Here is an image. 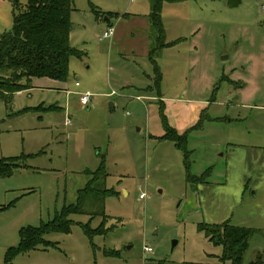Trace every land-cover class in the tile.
<instances>
[{"label": "rangeland", "instance_id": "374dc122", "mask_svg": "<svg viewBox=\"0 0 264 264\" xmlns=\"http://www.w3.org/2000/svg\"><path fill=\"white\" fill-rule=\"evenodd\" d=\"M227 1L163 3V41L171 45L153 58L156 88L150 0H73L69 42L81 56L70 58L67 79L0 95V159L28 155L25 168L0 177V207L14 202L0 211V264L20 229L76 202L84 172L101 161L106 188L117 192L101 204L106 233L84 232L98 209L87 201L70 216L69 232L44 236L54 246L39 244L12 264H230L203 228L225 221L253 230L241 264H264V0ZM102 12L119 17L109 25ZM11 27V0H0V33ZM110 27L113 35L99 40ZM84 92L91 98L83 106ZM204 101L185 159L162 139V118L189 127Z\"/></svg>", "mask_w": 264, "mask_h": 264}, {"label": "trees", "instance_id": "16d2710c", "mask_svg": "<svg viewBox=\"0 0 264 264\" xmlns=\"http://www.w3.org/2000/svg\"><path fill=\"white\" fill-rule=\"evenodd\" d=\"M184 0H150L151 9L148 21L151 29L155 32V41L148 52V58L155 65L157 73L154 80L156 88L161 79V74L153 58L156 52L171 43H164L163 29L161 24V9L164 2H177ZM12 3V27L8 31L0 33V95L10 99L12 94L31 88V78H48L56 81H65L68 77V66L71 57H80L81 53L72 47L69 42L71 31L70 15L73 10V0H27L22 6L18 0H11ZM102 19L105 17L110 21L118 14L102 12L99 14ZM128 17L127 13L121 15ZM158 91V89H156ZM47 110H52L48 106ZM200 121V120H199ZM199 121L189 130L179 134L168 124L165 116L162 118L164 134L162 139L171 140L179 148L187 159L186 138L187 132L199 124ZM28 155L20 157L0 159V177H8L19 168H25L23 160ZM188 165V164H187ZM87 176L86 184L77 190L76 202L63 204L53 217L47 222L40 223L37 227H25L19 230V242L14 248H9L4 256L3 264H12L15 255L34 249L39 244L45 247L54 246L44 239V236L53 233H67L73 221L71 215L82 214L84 205L89 201L96 211L90 212L89 221L82 226L84 232L92 235L106 233L104 223L108 218L103 211L104 199L116 195L114 190L107 189L105 180L107 177L104 162L95 171H85ZM190 182L204 183L205 176L200 177L188 175ZM14 202L1 206L0 211L12 207ZM101 216L100 224L90 228L92 218ZM202 226L200 227V229ZM203 228L210 240L222 245L220 261H230V264H241L243 254L248 247V239L253 230L230 224L228 221L220 224H205ZM106 255L116 256L115 251L105 252ZM249 264H262L260 260H254Z\"/></svg>", "mask_w": 264, "mask_h": 264}, {"label": "crops", "instance_id": "0c3cea01", "mask_svg": "<svg viewBox=\"0 0 264 264\" xmlns=\"http://www.w3.org/2000/svg\"><path fill=\"white\" fill-rule=\"evenodd\" d=\"M124 14V13H123ZM119 17V16H118ZM122 17V16H121ZM130 15H128V17L126 18H129ZM148 17V16H147ZM122 18H125V17H122ZM104 21L108 22V24L110 25V22L109 20L105 17L103 19ZM149 22V21H148ZM148 54V53H147ZM148 57V55H147ZM59 81H56V80H52V79H48V78H31V84H32V87L33 88H38V86H45L46 84H51V83H57ZM76 86V85H75ZM30 89H27V90H23V91H28ZM21 92V91H20ZM137 99H141L139 96L137 97ZM170 100V101H176L177 103H181L183 104L184 103V99H181V98H176V99H168L167 98V101ZM205 101L204 102H199V103H195V105H198V108L196 109V114L192 117L193 120L195 121V123H193L192 125H190L189 127H181L179 130L178 129H175L179 134H182L184 133L185 131L189 130L192 126H194L200 119V116L202 114V111L204 110V107L202 108V106H205ZM199 113V114H198ZM199 115V117H198ZM193 121V122H194ZM170 126H173V125H170ZM174 127V126H173ZM206 183V182H205ZM261 255H258L257 258H259Z\"/></svg>", "mask_w": 264, "mask_h": 264}, {"label": "built area", "instance_id": "2783aa9c", "mask_svg": "<svg viewBox=\"0 0 264 264\" xmlns=\"http://www.w3.org/2000/svg\"><path fill=\"white\" fill-rule=\"evenodd\" d=\"M114 33V30L112 27L108 28L106 31H104L99 37L98 39L99 40H102V39H106V38H109L113 35ZM76 86H78V83L76 82L75 83ZM90 98H91V94L89 92H84V93H81L80 96H79V101L80 103L84 106V105H87L90 101ZM65 124H69V121H68V118L66 119V122ZM142 195H140L141 197ZM144 252H151V248L150 247H147L145 246L144 247Z\"/></svg>", "mask_w": 264, "mask_h": 264}, {"label": "water", "instance_id": "95a60500", "mask_svg": "<svg viewBox=\"0 0 264 264\" xmlns=\"http://www.w3.org/2000/svg\"><path fill=\"white\" fill-rule=\"evenodd\" d=\"M239 1L240 0H228L227 3L229 7H234L239 3ZM173 244H175V242H173Z\"/></svg>", "mask_w": 264, "mask_h": 264}]
</instances>
